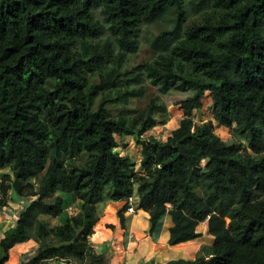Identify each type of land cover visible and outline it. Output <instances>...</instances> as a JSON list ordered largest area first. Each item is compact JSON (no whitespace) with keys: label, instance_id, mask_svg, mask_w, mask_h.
Returning a JSON list of instances; mask_svg holds the SVG:
<instances>
[{"label":"trees","instance_id":"16d2710c","mask_svg":"<svg viewBox=\"0 0 264 264\" xmlns=\"http://www.w3.org/2000/svg\"><path fill=\"white\" fill-rule=\"evenodd\" d=\"M153 23V57L125 68ZM146 79L192 91L175 101L182 116L165 140L142 136L164 122L158 96L109 110L143 96ZM206 91L214 120L236 126L230 140L192 120ZM115 135L140 147L138 171ZM5 168L0 207L10 189L30 200L1 233L0 264L31 239L36 251L21 264H111L91 242L97 206L134 192L148 234L167 213L168 245L209 237L194 258L166 264H264V0H0ZM72 202L75 212L54 221Z\"/></svg>","mask_w":264,"mask_h":264},{"label":"rangeland","instance_id":"374dc122","mask_svg":"<svg viewBox=\"0 0 264 264\" xmlns=\"http://www.w3.org/2000/svg\"><path fill=\"white\" fill-rule=\"evenodd\" d=\"M161 24L162 23H153V24H144L142 26V29L139 34L140 43L138 50L136 51V53L131 54L130 57L127 59L125 63V68L132 69L136 67L139 62L143 60H148L153 57V52L148 48L147 38L157 33L162 28ZM144 85L146 86V92H144L143 96L132 98L128 105H109V110L113 114H119L124 111H132L135 108L143 107L151 96H158L159 100L166 105V112L163 114L164 122L156 123L152 128L145 131L142 134V136L144 137L153 136L159 140H165L167 136L171 134V131L178 126L179 120L182 116V109L178 106V104H175V101H178L184 98L186 95L191 94L192 91L183 90L182 88L177 86L165 92H162L155 85L151 84L148 79L145 80ZM201 102H202L201 107L194 110L192 113L193 122L196 124H201L203 122L209 121L212 124L214 132L223 140H230L231 138H233L234 130L236 128L235 124H232L231 127H225L218 124L214 120L213 107L208 91H206L202 95ZM115 137L118 142V147L116 148V151H118L120 154L123 153L129 154L130 157L135 161L136 163L135 169L136 171H138L137 158L139 155L140 147L135 144L134 139L130 136L115 135ZM82 158H84V156H82ZM5 174H10L11 177L13 176L9 168H5L0 170V179ZM134 196L136 198V192H134ZM29 200L30 197H22V198L18 197L12 189L8 191V194L6 196V205L0 207V236L4 230L8 229L9 227L15 224L17 215L21 210V206H23L25 202ZM107 201L109 200L102 201L98 204L97 207H98L99 215L103 214L102 212L104 211V206L106 205ZM75 205H76L75 202L67 203L65 205L63 215L69 216L71 213L75 212L74 211L76 209ZM168 206L169 204H167V207ZM56 221H61L62 223H64L63 222L64 220H61V218H58ZM51 222L53 223L54 221L52 220ZM202 225H204V223H199L197 225V228L200 229V227H203ZM198 239L199 242L198 240H196L195 242L187 241V242L178 243L179 244L178 248L180 250H184L187 252V254L184 253L181 254V256L180 255L179 256L183 258H188V257L194 258L199 251L200 245H198V243H201V240H204V236L199 237ZM205 242L206 241H202V243ZM12 249L14 251H19L17 246L16 248L15 246L11 248L8 251V258L4 262V264H21L22 262L27 261L30 258V256L33 255V253H29V255H27L26 251L14 253L11 251ZM157 252H158V262L160 263L161 262L164 263V261L167 260L169 261L168 258L171 256V254H173L171 250L169 249L167 250L166 248L160 250L158 249Z\"/></svg>","mask_w":264,"mask_h":264},{"label":"crops","instance_id":"0c3cea01","mask_svg":"<svg viewBox=\"0 0 264 264\" xmlns=\"http://www.w3.org/2000/svg\"><path fill=\"white\" fill-rule=\"evenodd\" d=\"M139 159L140 155H138L137 162ZM107 202L104 206L103 214L99 215V221L95 225L94 234L91 236V242L96 252L100 253L105 250L110 254L111 264H166L168 260L164 261V263L158 262L157 250L164 248L173 252L168 258L169 261L172 259L183 258L180 257L181 254H187L186 251L178 248L179 244L173 246L167 244L169 235L168 229L172 225L171 219L167 213L161 215L154 231L150 235L147 233V212L140 208H137L135 213L127 212L124 207L126 204L124 199L109 200ZM76 206L77 203L75 207ZM168 207H170V204ZM118 210H122L123 224H121L120 218L117 214ZM67 217L68 215L64 216L62 213L58 218H61V220H64L63 222H65ZM58 222L62 223L61 221ZM201 223H204V225H202L203 227L197 229L204 231L205 221ZM196 240L199 242L198 238L190 241L195 242ZM202 241L209 242V237L204 235V240H201V243H198V245H201ZM33 242L34 240H28L17 243L14 246L15 248L17 246L19 251H14L13 249L11 251L14 253L26 251L27 255H29V253L34 254L37 244L35 245V242ZM55 264L65 263L61 260H57L55 261Z\"/></svg>","mask_w":264,"mask_h":264},{"label":"built area","instance_id":"2783aa9c","mask_svg":"<svg viewBox=\"0 0 264 264\" xmlns=\"http://www.w3.org/2000/svg\"><path fill=\"white\" fill-rule=\"evenodd\" d=\"M126 211L127 212H136V208L134 206V197L132 195L128 196L126 199Z\"/></svg>","mask_w":264,"mask_h":264},{"label":"clouds","instance_id":"9594fccd","mask_svg":"<svg viewBox=\"0 0 264 264\" xmlns=\"http://www.w3.org/2000/svg\"><path fill=\"white\" fill-rule=\"evenodd\" d=\"M132 196L134 197V206L136 207V205H135L136 198H135V196H134V193H133ZM124 200H125V199H124ZM126 206H127V204H126ZM136 209H137V207H136ZM125 210H126V207H125Z\"/></svg>","mask_w":264,"mask_h":264}]
</instances>
